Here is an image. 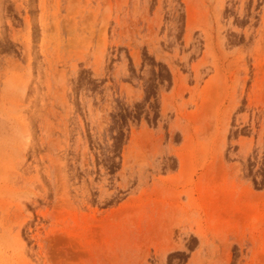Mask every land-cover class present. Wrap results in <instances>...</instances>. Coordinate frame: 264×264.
<instances>
[{
	"label": "rangeland",
	"instance_id": "obj_1",
	"mask_svg": "<svg viewBox=\"0 0 264 264\" xmlns=\"http://www.w3.org/2000/svg\"><path fill=\"white\" fill-rule=\"evenodd\" d=\"M0 264H264V0H0Z\"/></svg>",
	"mask_w": 264,
	"mask_h": 264
}]
</instances>
